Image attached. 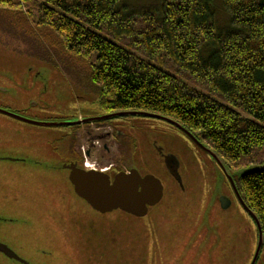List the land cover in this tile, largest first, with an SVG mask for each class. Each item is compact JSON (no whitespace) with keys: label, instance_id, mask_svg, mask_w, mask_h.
I'll return each instance as SVG.
<instances>
[{"label":"trees","instance_id":"1","mask_svg":"<svg viewBox=\"0 0 264 264\" xmlns=\"http://www.w3.org/2000/svg\"><path fill=\"white\" fill-rule=\"evenodd\" d=\"M156 2L0 0V8L24 11L23 29L49 63L79 67L102 112L157 114L227 162L251 159L232 178L264 242V0Z\"/></svg>","mask_w":264,"mask_h":264},{"label":"rangeland","instance_id":"2","mask_svg":"<svg viewBox=\"0 0 264 264\" xmlns=\"http://www.w3.org/2000/svg\"><path fill=\"white\" fill-rule=\"evenodd\" d=\"M128 2L133 9L157 3ZM25 20L31 25L24 11L0 8V102L41 122L60 118L73 123L100 115L97 94L85 74L55 56L56 64L49 63L37 40L23 29ZM225 20L220 13V21ZM112 125L122 133L126 165L131 164L142 176L160 179L164 197L144 217L119 210L101 215L67 187L46 190L45 210L65 213L74 231L72 244L58 246L50 264H250L257 245L256 226L213 159L177 136L175 128L159 121L122 117ZM54 129L21 125L0 116V146H17L18 151L20 146L36 151L51 145L67 146L63 140L53 142L61 131ZM157 146L177 156L183 191L168 174ZM131 154L133 158H129ZM250 160L227 162L226 170L236 179ZM220 195L231 198L232 205L226 210L219 206ZM0 264L14 263L0 257ZM256 264H264V249Z\"/></svg>","mask_w":264,"mask_h":264},{"label":"flooded vegetation","instance_id":"3","mask_svg":"<svg viewBox=\"0 0 264 264\" xmlns=\"http://www.w3.org/2000/svg\"><path fill=\"white\" fill-rule=\"evenodd\" d=\"M0 109L30 121L41 122L29 118L17 110H10L8 105L3 102H0ZM98 112L100 113L101 110L99 109ZM101 115H103L102 112L92 118ZM0 116L15 120L21 125L39 126L2 113ZM103 120L82 121L77 124L73 122L69 125L58 124L50 127L62 131L54 129L59 134L55 135L53 142L63 140L68 143L67 146L51 145L48 147L50 149L43 148L44 150L38 151L34 147L20 146L18 151L17 146H0V244L13 251L20 260L8 257L0 250L1 258L14 264H50V261L56 258L55 250L58 246L72 244L74 239L73 225L71 221L65 219L66 214L44 208V193L53 187H67L70 192L77 196L69 179L70 166L75 165L83 171L102 172L109 177L111 182L118 173H128L133 168L131 164L126 165L128 161L123 143L121 142L120 145L119 135L122 133L114 130L113 121L108 123ZM48 121L67 123L60 118L58 120L48 119L45 122ZM159 122L175 128L165 122ZM175 130L179 132L176 135L182 140L185 138L187 143L198 147L181 131L176 128ZM194 137L198 140L196 136ZM198 142L210 147L205 140H198ZM155 148L162 155L165 168L176 182L175 176L180 167L177 156L170 150H164L163 147L157 146ZM198 149L200 148L198 147ZM129 158H133L132 154ZM178 185L183 191V183L182 186ZM77 197L101 215L119 210L113 209L101 213L93 209L85 200ZM227 198L231 206V198ZM15 200L17 202L19 200V204L15 203Z\"/></svg>","mask_w":264,"mask_h":264},{"label":"water","instance_id":"4","mask_svg":"<svg viewBox=\"0 0 264 264\" xmlns=\"http://www.w3.org/2000/svg\"><path fill=\"white\" fill-rule=\"evenodd\" d=\"M0 113L8 115L12 118L27 121L35 125L52 127L58 124H71V123H49V122H34L27 119H24L16 114L7 112L5 110L0 109ZM142 116L147 118H154L170 123L184 133H186L189 137L192 136L188 133L186 129H184L177 122L148 112L141 111H130V112H119L115 114H110L105 117H95L83 120L84 122H89L93 120H97L100 118H113L119 116ZM82 121L74 122V124L80 123ZM204 150H206L220 165L225 175L227 176L234 192L239 200L240 204L244 208V210L251 216L253 221L256 224L258 230V242L256 251L251 264H255L259 253L261 251L263 245V234L260 228L259 221L257 216L244 204L243 200L238 195L232 178L226 173L224 170L221 161L218 159L215 153L207 149L206 147L199 144ZM71 172L69 175V179L74 187V192L77 196L85 200L93 209L106 213L108 211H112L113 209H121L126 211L134 216L141 217L145 216L148 212V207L155 205L160 201L163 195V186L160 180L153 175H145L141 176L136 170L131 169L128 173L120 172L115 175L113 181L111 182L109 177L102 173L96 171H83L78 169L75 165L70 166ZM176 177V176H175ZM180 182L178 176L176 177ZM220 205L222 209H226L229 207L230 202L229 199L225 196H220L219 198ZM0 250L4 252L8 257L15 258L20 260L13 251L8 249L6 246L0 244Z\"/></svg>","mask_w":264,"mask_h":264}]
</instances>
